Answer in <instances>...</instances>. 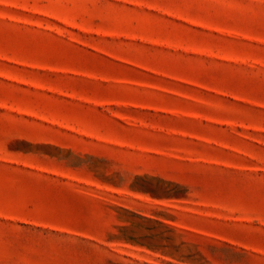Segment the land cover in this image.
<instances>
[{
	"label": "rangeland",
	"instance_id": "obj_1",
	"mask_svg": "<svg viewBox=\"0 0 264 264\" xmlns=\"http://www.w3.org/2000/svg\"><path fill=\"white\" fill-rule=\"evenodd\" d=\"M0 264H264V0H0Z\"/></svg>",
	"mask_w": 264,
	"mask_h": 264
}]
</instances>
